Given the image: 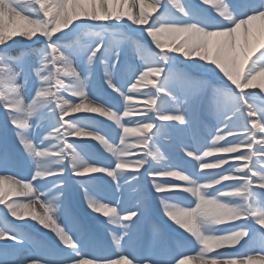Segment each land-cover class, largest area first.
<instances>
[{
	"label": "snow or ice",
	"instance_id": "6c2138e0",
	"mask_svg": "<svg viewBox=\"0 0 264 264\" xmlns=\"http://www.w3.org/2000/svg\"><path fill=\"white\" fill-rule=\"evenodd\" d=\"M0 264H264V0H0Z\"/></svg>",
	"mask_w": 264,
	"mask_h": 264
},
{
	"label": "bare ground",
	"instance_id": "6f19581e",
	"mask_svg": "<svg viewBox=\"0 0 264 264\" xmlns=\"http://www.w3.org/2000/svg\"><path fill=\"white\" fill-rule=\"evenodd\" d=\"M256 91H258V90H256ZM100 119L101 118H97V120H100ZM101 122H102V124H103V126L105 128L108 127V122H106V121H101ZM198 135H200V136L204 135V129L203 128L199 129ZM117 143H118V141H117ZM162 147H163L162 150H166V147L167 146L166 145H162ZM164 147H165V149H164ZM210 159H214V158H210ZM128 194H130V193H126L125 194L126 195V198H129L132 195L131 194L130 196H128ZM72 201L75 202V204H76L74 211H76V213L78 215L83 216L84 215V206H83L82 202L77 197H75V196H73V200ZM150 212L153 213L158 218H160L161 220H163V218L165 219V217L162 216L161 210L157 207V204H156L155 201H153V205L151 207ZM173 227H175V225H173ZM41 231H44V230H41Z\"/></svg>",
	"mask_w": 264,
	"mask_h": 264
},
{
	"label": "rangeland",
	"instance_id": "374dc122",
	"mask_svg": "<svg viewBox=\"0 0 264 264\" xmlns=\"http://www.w3.org/2000/svg\"><path fill=\"white\" fill-rule=\"evenodd\" d=\"M97 119V118H96ZM101 127L103 128V129H105V130H107V128H105L104 126H103V124H102V122H101ZM163 148V147H162ZM164 149H165V147H164ZM164 151H168V148L166 147V150H164ZM128 193H130V194H128V196H130L131 194V196L128 198L129 200H134L135 199V194L134 193H131V192H128ZM72 200H73V198H72ZM73 204V206L75 207V202L74 203H72ZM75 204V205H74ZM152 205H153V203H152ZM152 207V206H151ZM150 218L151 219H153V220H156V221H159L162 225H164V227H165V230H166V232H167V225L164 223L165 221H166V218L164 219L163 218V220H161L160 218H158L157 216H155L153 213H151L150 212ZM168 223H170V222H168Z\"/></svg>",
	"mask_w": 264,
	"mask_h": 264
}]
</instances>
